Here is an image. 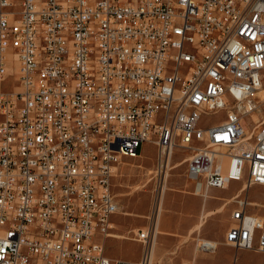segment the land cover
<instances>
[{
	"label": "built area",
	"instance_id": "2783aa9c",
	"mask_svg": "<svg viewBox=\"0 0 264 264\" xmlns=\"http://www.w3.org/2000/svg\"><path fill=\"white\" fill-rule=\"evenodd\" d=\"M262 87L264 0H0V264H154L159 195L137 262L103 242L119 162L146 142L164 176L191 150L199 194L241 182L225 243L264 253L241 195L264 185Z\"/></svg>",
	"mask_w": 264,
	"mask_h": 264
},
{
	"label": "rangeland",
	"instance_id": "374dc122",
	"mask_svg": "<svg viewBox=\"0 0 264 264\" xmlns=\"http://www.w3.org/2000/svg\"><path fill=\"white\" fill-rule=\"evenodd\" d=\"M226 111H218L216 113L204 116V120L208 124L220 123L225 118ZM257 120L264 116V107L256 113ZM145 144V143H144ZM144 154L140 157H122L118 165V172L115 177L118 179V188L121 189V201L124 212L128 221L132 224L147 225V217L154 208L156 195L161 196L159 227L162 215L178 216L180 209L176 207L165 206L169 199L166 195V190L171 186L170 181L177 180L180 177L187 176V161L192 154L189 149L179 148L174 151L170 161V166L167 168L165 176L163 172L157 174V148L154 144L149 143L144 147ZM183 159H185L183 161ZM183 161L182 163H179ZM153 171L151 174L148 171ZM143 185H146L142 187ZM164 185V186H163ZM241 182L233 181L231 191L241 187ZM242 196H246L250 201H258V204L249 206L250 211H258L264 217V185H255L249 187L248 190L242 192ZM174 199V198H172ZM236 202L231 200L226 206L225 213H216L213 216H208L206 220H210L215 229L212 232H207L202 229L189 237L183 238L180 244L170 247V250H163V243L160 241V232L157 236V241L154 247V264H176L175 259L181 250L192 252V256L198 255L194 264H264V253L255 252L250 249H237L234 246L225 243V235L233 224L231 212L236 207ZM129 213V214H128ZM227 220L225 232L219 234L217 229L224 220ZM204 221V222H205ZM205 226L211 223L205 222ZM198 227V225H197ZM136 231V230H135ZM134 230L129 234L134 238ZM209 235V236H208ZM212 240L218 242V248L214 251H205L200 247L203 240ZM120 253L126 258H134L139 250V245L134 241H125L120 247ZM165 260V261H164Z\"/></svg>",
	"mask_w": 264,
	"mask_h": 264
},
{
	"label": "crops",
	"instance_id": "0c3cea01",
	"mask_svg": "<svg viewBox=\"0 0 264 264\" xmlns=\"http://www.w3.org/2000/svg\"><path fill=\"white\" fill-rule=\"evenodd\" d=\"M150 142H146L144 147ZM177 150V149H176ZM144 148H141V154H144ZM185 159H183L184 161ZM183 161L179 162L182 163ZM118 179L113 178V192L116 195V200L119 203L120 210L111 217L113 228L110 230V235L103 239L105 244L106 254L114 260H123L128 262H137L141 255L143 246L140 242L136 241L131 235L133 230L143 228V224H132L128 221L124 212L121 211L123 207L121 201V189L118 188ZM171 186L166 190V195L169 198L165 206L176 207L180 209L179 215L173 214V216L165 215L161 218L160 222V241L163 243V250H170L173 247L182 242L183 238L199 232L204 229L207 232H212L215 227L210 220H206L207 223H211L205 226V222L201 225V228L197 229V225L201 223L204 214L211 213L209 216H213L216 213H225L226 206L232 198L239 193L240 187L231 191L232 182H230L224 188H209L204 194H199L195 191V182L185 177H180L177 180L170 181ZM248 190L245 188L244 190ZM174 198V199H172ZM252 204H258V201H251ZM257 214H261L258 211H253ZM233 224L235 220L232 218ZM227 220L225 219L222 224L219 225L217 231L219 234L225 232ZM231 225V226H232ZM231 228V227H230ZM229 228V230H230ZM228 230V231H229ZM209 236V235H208ZM102 239V238H101ZM134 241L139 245V250L134 258H126L120 252V247L125 241ZM211 240V239H210ZM214 240V239H212ZM218 248V242L216 244L214 252ZM257 253V251H255ZM198 255L192 256V252L181 250L179 255L175 259L176 264H194ZM165 261V260H164Z\"/></svg>",
	"mask_w": 264,
	"mask_h": 264
},
{
	"label": "bare ground",
	"instance_id": "6f19581e",
	"mask_svg": "<svg viewBox=\"0 0 264 264\" xmlns=\"http://www.w3.org/2000/svg\"><path fill=\"white\" fill-rule=\"evenodd\" d=\"M255 96L259 99V100H263L264 99V87H262L257 93H255ZM255 118L257 119V115H255ZM153 171H148V173H152ZM146 185H143L142 187H144ZM164 186V185H163ZM129 214V213H128ZM211 213H206L204 214L203 218H202V221L200 224H198V227L197 229L201 228V225L204 223L205 219L210 215ZM160 219V218H159ZM235 220V223L234 225L231 226L230 230L229 231H235L237 228H238V225H239V218H233ZM158 225H159V222H158ZM158 232H160V227L158 226ZM210 244L211 246L213 247H216V244L217 242L216 241H213V240H203L201 242V244ZM214 249H212L211 251H213Z\"/></svg>",
	"mask_w": 264,
	"mask_h": 264
}]
</instances>
